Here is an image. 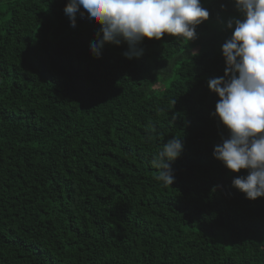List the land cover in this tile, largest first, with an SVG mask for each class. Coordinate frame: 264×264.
Segmentation results:
<instances>
[{
	"label": "trees",
	"instance_id": "trees-1",
	"mask_svg": "<svg viewBox=\"0 0 264 264\" xmlns=\"http://www.w3.org/2000/svg\"><path fill=\"white\" fill-rule=\"evenodd\" d=\"M69 2L0 0V264H264V196L214 156L238 0H200L192 40L99 55L103 20L81 5L73 26ZM174 137L168 185L152 160Z\"/></svg>",
	"mask_w": 264,
	"mask_h": 264
},
{
	"label": "clouds",
	"instance_id": "clouds-1",
	"mask_svg": "<svg viewBox=\"0 0 264 264\" xmlns=\"http://www.w3.org/2000/svg\"><path fill=\"white\" fill-rule=\"evenodd\" d=\"M81 5L90 18L103 20V36L91 45L98 55L101 43H119L121 37L133 49L143 37L160 39L165 33L192 40L194 26L210 15L200 0H70L65 12L73 26ZM237 6L245 19L235 20L233 36L223 45L228 79L209 81L210 89L220 97L216 113L231 130V138L216 146L214 156L233 172L250 170L233 184L255 200L264 196V0H238ZM125 55L131 58V53ZM181 151V140L174 137L154 156L152 164L160 169L158 180L168 185L174 182L169 161Z\"/></svg>",
	"mask_w": 264,
	"mask_h": 264
}]
</instances>
